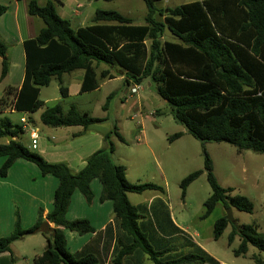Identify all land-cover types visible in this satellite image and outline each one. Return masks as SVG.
I'll return each mask as SVG.
<instances>
[{
	"label": "trees",
	"instance_id": "16d2710c",
	"mask_svg": "<svg viewBox=\"0 0 264 264\" xmlns=\"http://www.w3.org/2000/svg\"><path fill=\"white\" fill-rule=\"evenodd\" d=\"M159 1L143 0L146 9L144 25H133L131 19L117 11L100 10L96 11L92 25L75 31L69 20L56 13L52 2L38 6L36 1H31L28 14L41 19L45 27L36 38L23 43V80L19 89H4L0 114L12 110L37 111L43 104L39 100V89L47 87L52 79L59 83L61 96L67 97V88L61 85V77L75 70H84L80 93L94 91L98 83L93 64H106L125 71L127 84L131 81L140 85L146 81L155 86L173 120L203 145L226 143L234 146L237 153L264 154V0H207L186 4L169 10L164 21L158 18L162 12L155 8ZM4 12L5 7L0 6V16ZM165 29L177 35L179 42L160 41ZM5 51L7 46L0 40V80L8 72ZM108 74V71L103 73L101 78ZM110 100L108 97L104 109ZM40 120L52 128H87L105 121L94 119L87 113L80 114L74 107L64 113L59 105L43 110ZM19 135H22L19 124H13L7 117L0 118V158H4L0 177L4 178L7 170L20 159L38 167L42 176H52L58 181L52 210L45 218L54 226L53 236L44 235L46 247L34 264H123L127 257L136 253L146 255L153 264H218L195 243L192 245L195 254L164 261L168 247L155 248L159 247L155 245L157 233L168 234L161 220L154 217V228L149 220L141 223L142 213H147V208L134 206L127 199L129 193L141 195L147 191L164 195V189L152 183L134 184L126 180V168L116 165L111 156L115 149L111 138L115 136L124 142L116 126L104 136L107 147L91 155L86 166L76 175H72L64 164L46 163L27 145L13 139ZM181 136L176 133L169 141ZM8 137L11 140L8 141ZM203 156V170L181 180L180 198L184 199L189 185L206 172L211 195L203 203V219L210 216L218 205L225 211L232 207L242 213H252L253 204L249 198L233 196V188L219 185L205 150ZM95 179L102 187L100 202H112L115 230L118 229L128 242L118 238L110 249L113 236L109 225L80 252L70 254L66 250L63 229L78 235L95 233L85 219L66 221L70 197L78 190L90 203L93 195L90 183ZM166 218L172 225L168 215ZM42 222L40 213L32 228L22 230L16 220L12 233L0 238V253L9 252L14 241L30 235ZM228 226V243L239 240V246L233 251L234 257H243L248 246L264 253V235L256 226H238L235 221L227 219L226 213L214 222L213 239L217 241ZM173 229L174 234H182L177 228ZM107 236L110 242L106 240ZM172 236L167 235L168 238ZM108 252L114 255L111 263L105 262ZM252 258L255 264H262L255 256Z\"/></svg>",
	"mask_w": 264,
	"mask_h": 264
},
{
	"label": "rangeland",
	"instance_id": "374dc122",
	"mask_svg": "<svg viewBox=\"0 0 264 264\" xmlns=\"http://www.w3.org/2000/svg\"><path fill=\"white\" fill-rule=\"evenodd\" d=\"M36 1L39 4H45L47 0ZM50 1L54 3L56 13L69 20L73 29L92 24L95 12L100 10L119 11L120 14L133 18L137 24L144 23L142 18L146 14L142 0H115L110 2L102 0L98 2L94 0H59L65 4V8L55 3V0ZM200 1L203 0H169L168 5L161 3L157 8L169 9L168 7L174 8L189 2ZM76 2L84 3L85 7L79 18L72 19L71 12L74 10ZM158 18L160 19V17ZM34 21V31L44 26L40 19L35 18ZM165 39L169 40L170 38H166L164 35L159 38L160 41ZM146 44L149 46L150 41L147 40ZM16 48L17 46H12V49L16 50ZM101 70H104V67L99 66L97 71L100 72ZM111 71L117 73L115 70ZM129 84L130 86L127 87L123 82H101L97 91L63 100L62 106L64 109L75 106L80 111H88L94 119H102L107 114L108 120L94 125L92 129L95 133H102L112 131L116 126L117 132L125 142L122 143L113 136L111 139L115 149L111 156L116 165H122L126 168V179L130 183H152L164 189V195L157 191H148L141 195L132 193L128 196L130 204H138L139 206H142L149 197L158 196L162 204L159 205L154 201L151 203L152 208L150 207L148 210L146 207L147 213H142L143 219H145L140 220V222L144 223L149 220L152 228L154 221L152 215L157 216L156 213L160 212L158 216L162 220L161 223L165 225L167 219L164 213H170L175 222L185 228L187 234L192 237L180 233H171L167 231V228L166 233L168 234L157 233L155 245L159 247L154 245L155 248L162 250L168 247V252L164 253V261L178 258L181 255L195 254L192 247L195 241L197 246L206 251L208 255L225 264H255L253 256L264 264V253L258 252L251 246L247 247V252L243 257H234L233 251L239 246V241L235 239L233 243H228L229 226L217 241L213 239L214 222L225 215V209L218 205L210 216L204 219L201 217L204 210L203 203L211 194L206 180V172H203L191 183L184 199L180 198L181 190L179 187L185 176L197 170H203V151L205 150L212 162L213 175L217 182L222 187H232L235 190L234 194L248 197L253 204V211L250 214L233 211L232 218L235 220V224L238 226L254 225L258 232L264 235V154L252 151L237 153L234 146L226 143L209 142L203 145L187 135L183 125L173 120L169 107L157 94L155 86L144 81L138 85L137 93L132 94L130 89L134 83L130 81ZM64 86L68 87V84L64 83ZM113 92L114 96L112 95L113 98L107 105L108 110L104 112L102 107L107 97ZM0 93L1 99L3 91ZM40 100L46 102V107H53L57 103L56 100H61L56 80H51L47 88H41ZM41 112L42 109L38 110L32 114V117L36 120L35 124L39 128L42 127V130H47L39 120ZM20 116L21 114L18 113L4 112L0 117H7L13 124L18 125ZM139 130L144 132L143 137H139ZM70 131L72 133L75 130ZM176 133H181V138L170 142L169 138ZM19 138L22 144L28 143L27 135H20ZM86 138L92 137L86 135ZM74 142L76 139L70 138L66 148L68 150L71 148L79 149L80 144ZM33 152L36 153V151ZM96 184L100 186L97 181ZM95 193L94 195L97 196L98 192ZM115 233L116 241L120 238L123 242H128V239L118 229ZM169 234H173L172 238L167 237ZM32 248L33 245L31 244L24 246V250L27 252H30ZM107 258L105 262L111 263V260L114 259L113 253L108 252ZM123 264L153 263L146 255L141 256L136 253L127 257Z\"/></svg>",
	"mask_w": 264,
	"mask_h": 264
},
{
	"label": "crops",
	"instance_id": "0c3cea01",
	"mask_svg": "<svg viewBox=\"0 0 264 264\" xmlns=\"http://www.w3.org/2000/svg\"><path fill=\"white\" fill-rule=\"evenodd\" d=\"M31 1L33 0H0V6L5 7V12L0 16V40L7 46V51H5V57L8 62L7 75H5V77L2 80H0V85H2L0 92L4 91L6 87H14L17 89L20 88L22 80H23L24 65H25L23 43L27 40L36 38L39 31L45 27V24H44V26L38 29L37 31L33 30L34 22H35L34 19L36 17L30 16L27 11L28 4ZM94 1L98 2L101 0H94ZM168 1L169 0H161L156 3L155 8L158 11L160 10L162 12L161 13L162 16H160V20L162 21H164L165 16L168 15L169 10H173L174 8H177L182 5H186V4L202 3L207 0H203L200 2H193V3L189 2L186 4H182L180 6L174 7V8L168 7L169 9L157 8L158 5H160L161 3L162 4L165 3L166 5H168ZM47 2H52V1L47 0L45 4H39L38 2L37 4L38 6H44L46 5ZM104 2H110V1H104ZM55 3H58L61 7L65 8L64 6L65 4L62 1L55 0ZM75 4L76 5H75L74 10L71 12L72 19L79 18L83 8L85 7V4L81 2H76ZM124 17L131 19L133 25H144V23L137 24V22H135L133 18H130L128 16H124ZM144 18L145 16H143L142 18L143 22H144ZM106 24H109V23H106ZM90 25H87V26H90ZM101 25H103V23H101ZM80 28H83V27H79L77 29H80ZM77 29L72 28V30L74 31ZM168 41L173 42V43H178L179 37L177 39L170 38ZM13 45L17 46L16 50L12 49ZM93 66H94V71L96 74L95 78L97 80L98 87L96 90L90 91V92L97 91L100 87L101 82L117 81V82H123L127 87L130 86V84L126 83V79H125L127 78L126 72L122 71L117 66H109L106 64H99L97 66L93 64ZM99 66L104 67V70H101L100 72H98L97 69ZM111 70H115L117 73H113ZM107 71L109 73L108 76L102 79L101 78L102 74L106 73ZM0 75H1V59H0ZM83 77H84V70H75L61 77V85L67 88V97H62L59 91L61 100H56L57 102L56 105H59L62 108V111L64 113H66L68 109H70L71 107H74L76 111L79 112L80 114L87 113L90 116V113L88 111H80L75 106H69L67 109H64L62 106L63 100H66L68 98L71 99L77 95H83V94L89 93V92L80 93V88H81ZM64 83L68 84V87L64 86ZM57 84H58V89H59V83L57 82ZM41 88L42 87H40L39 89V100H40ZM112 95L114 96V92L111 93L108 97H110L111 99L113 98ZM0 97H1V93H0ZM42 103H43L42 106L38 110L42 109V112H43V110L47 108H51V107L45 106V103H46L45 101H42ZM102 110L106 112L108 109L107 107L106 109L102 107ZM8 113L9 114L18 113V114H21L20 118H26L30 120L32 124L37 128L38 135H39L38 147H36L34 151H36V153L40 155L46 163L66 165L68 169L70 170L69 172L72 175H76L79 171H81L86 166L87 160L89 159L91 155L107 147V143L105 142L104 136L109 131L102 132V133L101 132L95 133L92 127L97 124L90 125L87 128H83L81 126H73V127L67 126V127L52 128V127L45 126L41 122V124L44 125L47 129V130L45 129L42 130V127L39 128L35 124L36 120L32 117V114L34 113H27V112L16 111V110H12ZM1 115L2 114H0V116ZM102 119H104L105 120L104 122H106L108 120V115L106 114V116H104ZM39 120H40V116H39ZM70 130H75V131L70 133L71 132ZM143 134L144 132L142 130L141 131L139 130V137L140 136L143 137ZM22 135L24 136L26 134L22 133ZM86 135L92 138L87 139ZM19 136L13 139H18L19 141H21ZM70 138L76 139V142L74 143L80 144L79 149L71 148V150H68V148H66L68 147L67 144ZM24 145L28 146L29 141L27 144H24ZM3 163H4V158H0V168L3 165ZM34 166L35 165L30 162L18 159L15 161L12 167L9 170H7L6 176L4 178L0 177V238L8 237L12 233L16 220H18L19 227L22 230H28L35 225L40 213L42 215L43 222H46L45 218L52 210L53 195L58 186V181L56 178L52 176H42L39 172L40 170L38 169V167L36 166L34 167ZM125 177H126V174H125ZM96 181L100 184V182L96 179L90 183L91 192L93 194L92 200L90 201V203H87L86 201H84L82 194L78 190H76L73 193V195H71L70 197L69 205H68V208L66 210V215H65L66 221L71 222V221L78 220V219H85L89 221L90 226L95 231V233L93 234L87 233L84 235H78L76 233L63 229L65 239H66V242H65L66 250L70 254H76L80 252L88 243H90L95 238V235L97 233H103L106 226H109V225H110L112 236H113L112 243H110V249L112 248V245L115 243V239H116L115 231L116 230H115L114 223H113L114 214H113V209H112V202L110 200H105L103 202H100V196H102V187H101V184L100 186H98L96 184ZM223 188H232V187H223ZM95 192H98L97 196L94 195L96 194ZM234 193H235V190L233 189V192H232L233 196L236 195ZM130 194L132 193H129L128 196ZM128 196H127V199H128ZM154 201L158 203L159 205L162 204L158 196H155V197L151 196L149 197L147 201H145V203H143V205H145V207H147L149 210L150 207L152 208L151 203H153ZM96 202H98V204H96ZM136 205L138 204H135L134 206ZM234 210L235 209L231 207L232 213ZM156 214L157 216L155 214H154L155 216L152 215L153 219L154 217L155 219L159 218L158 214H160V212H157ZM164 215L169 216L171 220L170 222L172 224V225H169V223L167 222L168 220H166L165 225L162 224L165 230L167 228V231L174 233L173 228L175 227L179 231H181L182 234H185V236L191 237L187 234V231L185 228H183L182 226H180L178 223L175 222V220L172 217V214L164 213ZM233 221L235 220L233 219ZM49 227L54 228L52 224H49ZM106 240L110 242L109 236H107ZM46 242H47V239L44 237V235H42V233L30 234V235L25 236V238L19 241H14L10 246L9 252L0 253V264H30V263L34 264V260L43 253L46 247ZM194 243L198 245L195 241ZM29 244L33 245V248L30 250V252H27L26 250H24V246L29 245ZM208 256L211 257L210 255ZM211 258L215 260L218 264H225L223 262L218 261L214 257H211Z\"/></svg>",
	"mask_w": 264,
	"mask_h": 264
},
{
	"label": "built area",
	"instance_id": "2783aa9c",
	"mask_svg": "<svg viewBox=\"0 0 264 264\" xmlns=\"http://www.w3.org/2000/svg\"><path fill=\"white\" fill-rule=\"evenodd\" d=\"M138 91V85H133V87L130 89V93L135 94ZM19 125L21 127L22 133H25L28 136V149L31 151H34L36 147H38V130L37 128L32 124V122L26 118H20L19 119Z\"/></svg>",
	"mask_w": 264,
	"mask_h": 264
},
{
	"label": "water",
	"instance_id": "95a60500",
	"mask_svg": "<svg viewBox=\"0 0 264 264\" xmlns=\"http://www.w3.org/2000/svg\"><path fill=\"white\" fill-rule=\"evenodd\" d=\"M163 35L166 36V38H171V39H177L178 37L175 36L170 30L165 29V31H163ZM7 140H11V137H8ZM226 215H227V219L229 221L233 222V218H232V211L231 208H227L225 211ZM36 233H42V235H50L53 236V228L49 227V224L47 222H42L38 228H36L31 234H36Z\"/></svg>",
	"mask_w": 264,
	"mask_h": 264
}]
</instances>
